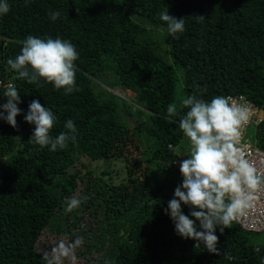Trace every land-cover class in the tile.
Masks as SVG:
<instances>
[{
  "label": "trees",
  "instance_id": "obj_1",
  "mask_svg": "<svg viewBox=\"0 0 264 264\" xmlns=\"http://www.w3.org/2000/svg\"><path fill=\"white\" fill-rule=\"evenodd\" d=\"M8 3L10 11L0 16V79L12 81L18 89L22 111L16 118L17 128L0 123V264H45L38 241L83 180L78 169L82 158L124 161L123 181L119 185L107 182L102 189L105 217L112 226L141 204L111 264H261L264 245L254 243L251 233L236 221L223 233L216 231L218 248L232 260L209 253L203 245L195 248V241L176 234L164 210L174 195L170 186L179 182L172 176L153 190L147 150L138 137L149 135L157 141L152 158L168 161L166 171L171 168L181 176L175 150L185 137L179 128L180 116L187 110L179 108L183 98L240 95L264 107V0ZM165 7L171 16L185 18V31L168 34L159 19ZM51 11L60 12L56 21L49 18ZM29 35L60 37L76 46L79 91L66 94L43 80L29 84L18 78L7 60L20 52ZM102 84L130 90L135 100L128 105L116 94L97 91ZM5 90L0 88V104L6 102ZM34 99L55 113L53 136L64 131L65 121L73 120L75 143L52 152L28 142L35 125L25 122L24 114ZM173 103L178 115L168 118L167 106ZM256 139L264 150V121L257 127ZM106 169L102 175L112 177ZM92 175L88 169L86 176ZM183 211L189 214L187 206Z\"/></svg>",
  "mask_w": 264,
  "mask_h": 264
},
{
  "label": "clouds",
  "instance_id": "obj_2",
  "mask_svg": "<svg viewBox=\"0 0 264 264\" xmlns=\"http://www.w3.org/2000/svg\"><path fill=\"white\" fill-rule=\"evenodd\" d=\"M9 11L8 0H0V16ZM60 15L59 11L49 12L52 21H56ZM195 17L204 19L203 16ZM159 19L166 25L169 35L175 36L185 31V18L171 16L167 7L159 13ZM78 58L76 46L69 40L29 35L22 41L20 52L14 58H9L7 64L18 74V78L29 84L43 80L51 83L55 89L71 94L79 91L74 63ZM4 86L6 102L0 104V120L17 128L16 118L22 111L18 107L22 102L20 93L12 81L3 83L0 79V88ZM179 108L187 109L180 116L179 128L187 138L190 149L185 159L177 160L183 179L168 201L165 214L174 222L176 234L195 241V248L203 245L209 253L232 260L227 251L221 253L218 248L217 228L223 233L225 228L241 218L258 223L254 213L260 200L259 193L264 191V172L258 170L249 159L251 153L246 151L247 146L241 145L244 126L252 115L251 107L223 95L213 96L211 100L192 95L183 98ZM256 108L262 120L251 128L257 131L264 121V107L256 105ZM167 114L168 118L177 116V104H169ZM24 120L35 125L28 142L41 148L47 147L55 152L77 140V128L71 119L64 122V131L52 135L57 117L39 100L34 99L29 103ZM254 139L257 142L256 135ZM81 203L80 197L72 195L65 199V211L71 213ZM185 206L189 208L188 215L184 214ZM82 243L81 237L69 241L61 239L50 251L44 252L42 258L45 264H65V261L74 264L77 260L76 249ZM104 264H110V261L105 260ZM261 264H264V259Z\"/></svg>",
  "mask_w": 264,
  "mask_h": 264
},
{
  "label": "rangeland",
  "instance_id": "obj_3",
  "mask_svg": "<svg viewBox=\"0 0 264 264\" xmlns=\"http://www.w3.org/2000/svg\"><path fill=\"white\" fill-rule=\"evenodd\" d=\"M102 84L97 91L107 90L113 94H116L126 101L128 105H132V101L135 100V94L131 91L123 90L121 88L111 89ZM103 97H106L103 95ZM131 110H135V106H132ZM133 118L128 119L129 125ZM136 120V119H134ZM5 121L0 120V123ZM133 123H136L135 121ZM251 139L254 140L256 135L255 128L250 129ZM140 141L147 150V163L151 166L150 180L152 182L153 190L156 191L161 184H166V179L175 176L177 183L180 182V174L174 169L165 168V164L161 161H155L152 157V151H157L159 146L149 135L139 134ZM150 143L154 149H147V143ZM190 145L186 137H184L181 144L176 148L175 152L178 154V159L183 160L189 154ZM151 153V154H150ZM83 164V166H81ZM86 164V167L84 165ZM171 166V164H170ZM78 169L82 170L81 177H84L82 181H79V187L73 195H77L82 199L81 206L75 209L71 213L65 211V203L56 214L54 222L50 227H47L42 233L38 241V250L42 254L57 244L61 239L65 241L74 240L76 237H81L83 243L76 249L77 260L74 264H104L105 260L110 261V264L117 253L118 243L121 238L127 235V231L130 228V221L134 218L136 211L140 208L141 204L135 205L133 211L127 213L125 217H121L117 221V226H112L110 221L105 217V207L102 205L103 192L102 189L106 187L107 182L115 185H119L126 176L125 164L121 159L111 160L110 162L96 161L91 162L89 159L82 158L78 164ZM109 167V171L112 173V177L103 176L102 172L106 171ZM90 169L93 172L91 177L86 176V173ZM76 170V169H74ZM96 178H101L96 179ZM164 178V180H163ZM183 179V178H182ZM163 180V183H162ZM160 182V183H159ZM176 184L170 186V190H175ZM100 191V193H98ZM89 199H93L98 204H91ZM89 207L85 209L86 205ZM106 227V230H105ZM254 243L264 245V232L259 234L251 233ZM65 264H73L71 261H65Z\"/></svg>",
  "mask_w": 264,
  "mask_h": 264
},
{
  "label": "built area",
  "instance_id": "obj_4",
  "mask_svg": "<svg viewBox=\"0 0 264 264\" xmlns=\"http://www.w3.org/2000/svg\"><path fill=\"white\" fill-rule=\"evenodd\" d=\"M228 97H232L237 102L246 103L251 107L252 115L248 124L244 126L241 145L247 146L246 151L251 153L249 159L255 163L258 170L264 172V163H261V161H264V151L258 147L256 140H252L250 136V128L253 126H257L258 122L262 120V117L259 114L256 105L245 96L238 95ZM170 148L172 149L173 147L170 146ZM176 164L177 162L175 163V165ZM259 196L260 200L257 206V211L254 213V217L258 221V223L253 224L249 219L246 218H241L240 221H236L244 231L256 234L264 232V191L259 193ZM251 215L253 214H250V216Z\"/></svg>",
  "mask_w": 264,
  "mask_h": 264
}]
</instances>
